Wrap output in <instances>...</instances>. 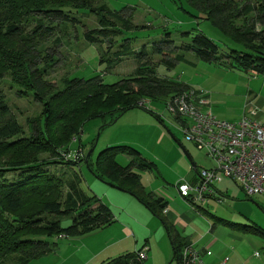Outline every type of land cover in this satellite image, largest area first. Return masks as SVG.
I'll use <instances>...</instances> for the list:
<instances>
[{
  "label": "trees",
  "instance_id": "16d2710c",
  "mask_svg": "<svg viewBox=\"0 0 264 264\" xmlns=\"http://www.w3.org/2000/svg\"><path fill=\"white\" fill-rule=\"evenodd\" d=\"M101 0H0V80L5 76L16 85L18 95L32 92L41 105V125L30 137H18L22 128L11 113L0 92V264L12 257L15 264H27L51 253L55 239L83 236L113 223L110 209L98 198L81 188V177L50 173V164L72 166V160L52 161L42 155L67 154L69 145L77 140L86 123L102 119L104 127L137 106L141 99L163 104L173 96L190 90L182 82L160 77L155 67L142 61L144 51L132 53L139 61L132 77L105 84L100 76L89 79L63 78L55 87L47 80L54 63V49L42 55V43L56 33L61 25L74 21L72 12L81 10L95 16L97 27L86 29L84 38L91 44H107L99 63L106 68L127 56V46L108 56L114 39L124 30H132L128 15L112 13ZM225 37L241 46L240 50H221L202 33H186L188 41L175 47L166 34L153 46L160 56V65L167 69L185 61V53L197 59L251 75L264 74V0L258 5L241 4L239 0H187ZM240 22V23H238ZM261 26L257 30L256 25ZM70 27V26H69ZM56 37L52 47L60 46ZM129 53H131L129 51ZM151 114L159 122L162 120ZM110 118V119H109ZM110 120V122H108ZM33 121L30 120V123ZM102 129V128H101ZM118 156L130 161L121 166ZM88 169L101 182L110 183L130 194L155 216L165 230L172 250V261L180 264V252L188 245L163 215L166 203L146 193L138 174L133 170H150L141 154L132 147L118 145L102 150L92 162L84 157ZM11 176V179L8 177ZM62 219L70 225L63 227ZM223 226L264 240V230L257 225H244L216 219ZM54 240V241H53ZM144 248V247H143ZM126 253L102 264H143L137 252ZM264 252V246H263Z\"/></svg>",
  "mask_w": 264,
  "mask_h": 264
},
{
  "label": "rangeland",
  "instance_id": "374dc122",
  "mask_svg": "<svg viewBox=\"0 0 264 264\" xmlns=\"http://www.w3.org/2000/svg\"><path fill=\"white\" fill-rule=\"evenodd\" d=\"M239 1H241V4L258 5V0ZM100 2L105 4L110 12L122 13L130 18L133 29H121L122 32L115 37L113 48L110 49L108 56L114 55L115 52H119L125 46H127L126 52H128V55L122 57L121 61L111 68H106V63L100 64V55L103 51H106L107 44H91L84 38L86 29L97 27L95 16L85 10L72 12L71 17L74 18V21L69 23L70 27L65 25L66 27L64 28L61 25V27L56 29L54 36L42 43L40 49L43 51L42 55L44 56L45 52H49V48L52 50L55 48L54 54H56L57 62L54 63L47 76V80L55 87L61 85L63 78L89 79L100 76L105 84H112L121 79L132 77L139 61L131 54L144 51L147 57H144L142 61H149L148 63L155 67L160 77L185 83L196 91H203L211 102L213 114L218 119L233 122L239 120L243 114L248 112L246 87L249 81H229L235 80L240 75L247 76L246 74L203 62L191 53H185V61L178 62L173 68L167 69L165 66L160 65V56L157 53H153L152 47L155 46L154 44L167 38L166 34L169 35L168 38L173 41L174 46L179 47L188 41L187 32L204 34L224 52L228 48L236 50L242 48L213 27L210 21L204 20V16L200 11L190 5L187 0H101ZM256 28L260 30L261 26L257 24ZM56 37L62 39L61 45L52 47L51 42ZM247 77H251V74ZM220 78L225 79V81H219ZM252 86L255 87L254 83ZM18 90L19 88L8 77L5 76L0 80V92L4 101L22 128V133L18 137H30L39 129L40 125L42 128L40 118L42 108L40 103L34 100L32 92H29L28 95L20 96L17 94ZM253 102L250 105L254 108L257 106L261 107L259 105L261 102L258 100ZM146 108L157 114L162 122H159L146 112V109V111L140 109L130 110L116 118L112 124H106L104 127H102L104 124L102 119L91 120L84 125L77 140H73L70 143L67 154L60 151L59 155L57 153L55 156H41L43 159L52 161L56 159L61 161L59 159L64 160L65 157L67 160H74L77 164L72 166L50 164L47 170L56 175L63 174L64 178L77 172L81 177V188L85 192L95 195L100 192L99 187L106 186H103L104 184L91 173L83 159L86 156H90V160L93 162L102 150L111 146L126 145L134 148L145 159L148 158V160L151 159V162L155 160L160 163L162 167L160 172L172 180L176 177H180L181 180L182 176H185V178L188 176V181L194 174L191 171L190 162L181 147L187 151L191 161L197 166L206 169L211 167L203 153L197 151L190 143L183 140L181 133L178 131L177 123L171 120L163 104L160 105L153 102L150 106L147 105ZM258 109L263 110L262 108ZM30 120L33 122L30 123ZM160 132L165 133V138L160 139ZM171 145H174L175 149ZM116 160L119 165L125 166L129 158L118 156ZM142 173L150 179L162 182L155 173ZM8 177L11 179L10 175ZM227 184L233 185L232 182L224 180L216 186L223 188ZM163 185L166 186V191L170 194L176 193L177 190L173 187V183L172 185ZM232 189L236 190V187L232 186ZM166 191L163 189L165 194H167ZM96 198L100 199L97 196ZM179 204L180 206L182 205L180 202ZM185 204L186 207L191 208L187 202ZM140 205L142 204L140 203ZM199 205L216 217L235 223H246L243 218L231 217L229 213L231 200L227 197L220 198V201L209 199L208 202ZM142 206L146 208L144 205ZM149 213L151 212L149 211ZM249 215L251 216L252 214L249 213ZM228 218H232V220ZM203 219L196 217L194 223L197 225L200 223L206 224L205 221L214 222L211 218ZM113 220V223L106 227V229H110L108 232L106 230H97L83 236L68 237L69 239L63 236L66 239H60L58 245L51 253L40 259L32 260L27 264H101L119 255L133 252L136 249L133 237L123 236L122 233L124 235L125 233L121 229L122 233L120 232L114 215ZM70 223L69 219L61 220L63 227H68ZM158 223L161 228L157 231H150L152 233V238L151 240L149 239L152 246L150 257L153 258V261L151 258L145 264H176L175 261H171L170 246L166 236H163L165 230L159 221ZM216 230L221 231L220 234L223 237L225 235L223 231L231 232V229L220 225H216ZM140 231L143 230L139 229L137 232ZM111 236H114V239L109 240L108 238ZM237 236L254 240L256 244L260 243L261 246L262 243L264 244V240L260 237L242 233H237ZM58 238H62V236L56 239ZM118 238H123V240L117 241ZM67 243H70V246L64 249L65 251H57L58 246ZM256 250H260L259 245L256 246ZM12 257H9L2 264H15Z\"/></svg>",
  "mask_w": 264,
  "mask_h": 264
},
{
  "label": "crops",
  "instance_id": "0c3cea01",
  "mask_svg": "<svg viewBox=\"0 0 264 264\" xmlns=\"http://www.w3.org/2000/svg\"><path fill=\"white\" fill-rule=\"evenodd\" d=\"M244 74L250 76V74L247 73ZM247 76L240 75V77H237L235 80H229V81H249L246 87L247 90L246 105L248 112L243 115L250 116L251 113H254V115H252V118L255 119L257 122L264 124V74L258 76L251 75V77H247ZM219 81H225V79L220 78ZM253 83L255 87L252 86ZM257 100L261 102L259 104L261 105V107L257 106L256 108H254L252 105H250L252 104L253 101L256 102ZM146 101H149V105L153 103L148 99H146ZM258 108H262L263 110H260ZM210 109H211V102H210ZM153 114L158 116L155 113ZM159 135H160L159 136L160 139L165 138L164 132H160ZM171 147L174 148V145H171ZM141 157L145 161V163L150 165V170L140 171L134 169L133 172L139 175L140 182L146 193H152L157 198H161L163 202L166 203L164 209L166 212H163V215L166 218V220L175 228V230L178 232L180 237L187 240L188 244L193 245L202 253H205L206 251H209L211 253L210 256H206L205 254L203 255L204 264H264V252L262 249L264 246L263 243L261 246L260 243L256 244V241L254 240H250L245 237H238L237 233L240 234V232L232 229L231 232L223 231L225 234L223 237V235L220 234L221 231L216 230V225L223 226L222 224L218 223L216 219H222V218L214 216L213 214L209 213L207 210L203 209L202 206L200 205L194 208L193 207L188 208L186 207L185 204L186 201L179 196L177 191L175 194H170L168 191H166L167 190L166 186H164L163 184L172 185L173 183V187L175 188L176 183L180 181V177H176L173 180L165 177L164 173L162 174V172H160L162 171L161 170L162 167L160 163L156 162L155 160H152L151 162V159H149L150 160L149 161L148 158L145 159L142 155ZM206 159L208 160L210 166L212 167L213 165L212 162L208 158ZM200 168L201 167L197 166L194 163V166L191 169V171H193L194 174H192L190 180L187 181L188 176L186 178L185 176H182V179L184 181H187L188 183L195 182L196 180L195 170H198ZM142 172H150V174L155 173L156 176H158L157 178H160L162 182L160 183L158 182V180L150 179L146 177V175L143 174ZM226 181L229 182L228 180ZM103 184H104L103 186L106 187H99L100 192L98 194H95L94 196L99 197L101 199V200L99 199L100 202L106 205L110 209V211H112L115 222L116 221L118 222L117 226L119 230L121 229L125 233L124 235L120 230L122 235L125 237L128 236L133 237L136 248L133 252H136L143 247L146 248V259H144L143 264H145L146 261L149 262L150 259L152 258L150 257V251L152 247L149 241V239L151 240L152 238L151 236L152 233L150 231L153 230L157 231L161 228L157 221L158 219L155 216L151 215V213H149V211L146 208L140 205L137 199H135L130 194L124 191H119L117 189H114L105 183ZM232 184H233L232 186L236 187V190L232 189V186L230 184H227V186L223 188L222 187L219 188L218 186H216L215 188L216 194L211 199L220 201V198L222 197L229 198L231 200V206L229 212L231 217H236L240 219L243 218L246 220V223H244V225L254 224L264 230V198L259 196L246 197L238 186H236L234 183ZM163 189H165L167 194L163 192ZM179 202L182 204L181 206ZM249 213H251L252 215L250 216ZM196 217H200L201 219L211 218L213 219L214 222L210 223L209 221L208 222L205 221L206 224L200 223L196 225L194 223L195 222L194 219ZM228 219L232 220V218H228ZM225 221H229V220H225ZM139 229H142L143 231L137 232ZM103 230H106V232H108V230L110 229L103 228L99 231H103ZM163 236L165 237L166 234L164 233ZM60 239L63 240L66 238L62 237L55 239L56 246L58 245ZM108 239L109 240L114 239V236H111ZM122 240L123 238L117 239V241H122ZM257 245L260 246V250L258 251L256 250ZM69 246L70 243L61 244L60 246L57 247V251H61V250L65 251L64 249H67ZM170 252L171 255L173 256L171 246H170Z\"/></svg>",
  "mask_w": 264,
  "mask_h": 264
},
{
  "label": "built area",
  "instance_id": "2783aa9c",
  "mask_svg": "<svg viewBox=\"0 0 264 264\" xmlns=\"http://www.w3.org/2000/svg\"><path fill=\"white\" fill-rule=\"evenodd\" d=\"M147 105L150 106L146 99L137 103L149 111ZM164 108L177 123L183 140L213 164L208 169L195 170V182L176 183L183 200L193 208L208 202L216 194V185L224 180L238 186L246 197L264 198V124L252 118L254 113L233 122L220 120L211 111L206 94L193 89L168 99ZM204 254L211 255L188 244L180 252V264H204ZM137 256L146 259V248L137 252Z\"/></svg>",
  "mask_w": 264,
  "mask_h": 264
},
{
  "label": "water",
  "instance_id": "95a60500",
  "mask_svg": "<svg viewBox=\"0 0 264 264\" xmlns=\"http://www.w3.org/2000/svg\"><path fill=\"white\" fill-rule=\"evenodd\" d=\"M181 148H182V150L184 151L185 155L187 156L188 161L190 162V165L193 167V166H194V163L191 161V158H190V156L188 155L187 151H186L183 147H181ZM106 184H107L108 186L114 188V189H117V190H119V191H123L121 188H119V187H117V186H115V185H113V184H110V183H106Z\"/></svg>",
  "mask_w": 264,
  "mask_h": 264
}]
</instances>
